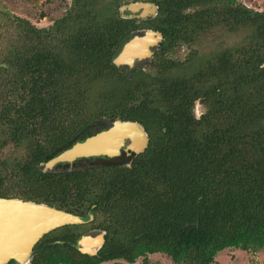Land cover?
Listing matches in <instances>:
<instances>
[{"label":"trees","instance_id":"obj_1","mask_svg":"<svg viewBox=\"0 0 264 264\" xmlns=\"http://www.w3.org/2000/svg\"><path fill=\"white\" fill-rule=\"evenodd\" d=\"M141 2L155 4L156 16L122 12ZM21 3L22 11L32 2ZM65 6L48 28L7 13L14 37L0 49V198L93 215L45 235L30 264H150L154 254L214 264L228 249L264 252V11L241 0ZM142 30L163 36L153 56L115 64ZM115 120L143 126L142 153L42 166ZM8 146L24 152L6 155ZM94 231L104 245L80 252Z\"/></svg>","mask_w":264,"mask_h":264},{"label":"water","instance_id":"obj_2","mask_svg":"<svg viewBox=\"0 0 264 264\" xmlns=\"http://www.w3.org/2000/svg\"><path fill=\"white\" fill-rule=\"evenodd\" d=\"M122 12L150 19L156 16L157 7L150 2L133 3L122 7ZM162 41L160 32L138 31L123 45L114 62L130 67L136 62H144L153 56ZM3 66L6 67L5 64ZM148 142V134L142 125L115 120L107 130L74 144L42 166L46 171H50L60 163H71L81 158H116L122 155L123 151L128 155L140 154ZM92 219L91 214L90 220ZM90 220L34 202L0 198V264H8L11 261L30 264L35 246L49 232L63 226L83 225ZM104 243V235L96 238L84 236L80 239L78 249L84 254L97 255Z\"/></svg>","mask_w":264,"mask_h":264},{"label":"rangeland","instance_id":"obj_3","mask_svg":"<svg viewBox=\"0 0 264 264\" xmlns=\"http://www.w3.org/2000/svg\"><path fill=\"white\" fill-rule=\"evenodd\" d=\"M30 1L32 3L29 4L27 8L26 6H23L24 9L21 11L20 10L22 8L21 0H0V47H1L0 49H3L4 46H6L5 44H7L9 40H13L14 37L12 31L9 30L6 22H4L6 20L5 15H7V13H10L12 15H17L20 17H25L37 28H48L53 24V20L59 14L65 12L66 10L65 4L71 3V0H53L51 4L53 5V7L57 8V13H56L50 10L49 8H47L45 4L47 0H30ZM61 1L63 2L61 3ZM241 2L245 6L255 11H260V12L264 11V0H241ZM42 14H44V16H41ZM124 15H132V14L125 12ZM233 40L234 39H230L228 43H232ZM216 46L217 45H215V43H211L210 45L207 44L206 50L208 49L210 50V48H214ZM188 52L189 50H187L185 47H181L178 57L184 58L186 57ZM194 109L197 116L201 115L202 107L199 104H197ZM112 125L113 122L102 123L101 126H99L97 129L99 131L107 130ZM17 150L18 149H16L14 146H8L7 148L3 149V153L6 155H10V154L21 155L24 152ZM123 154H126L127 156H131V154L128 155V153L125 151L122 152V155ZM122 155H120L119 157H121ZM60 164H67L60 166L61 169H65V168L70 169L78 166L84 167L86 162L76 160L73 163H60ZM58 165H56L53 169L55 170V168H57ZM100 235H103V233L94 231L93 233H90L86 236L96 238ZM79 245L80 244L78 243V246ZM149 262L150 264H174L172 260L167 256H165L164 254L149 255ZM135 264H142V258H140ZM214 264H264V252L262 251L247 252L236 249H228L226 251L221 252L216 257V261Z\"/></svg>","mask_w":264,"mask_h":264},{"label":"flooded vegetation","instance_id":"obj_4","mask_svg":"<svg viewBox=\"0 0 264 264\" xmlns=\"http://www.w3.org/2000/svg\"><path fill=\"white\" fill-rule=\"evenodd\" d=\"M4 65V64H3ZM82 159V158H81ZM77 161H78V159H77ZM71 163H73V162H71ZM72 166V165H71ZM77 168H80V166H78Z\"/></svg>","mask_w":264,"mask_h":264},{"label":"bare ground","instance_id":"obj_5","mask_svg":"<svg viewBox=\"0 0 264 264\" xmlns=\"http://www.w3.org/2000/svg\"><path fill=\"white\" fill-rule=\"evenodd\" d=\"M135 137H137V136H135Z\"/></svg>","mask_w":264,"mask_h":264}]
</instances>
